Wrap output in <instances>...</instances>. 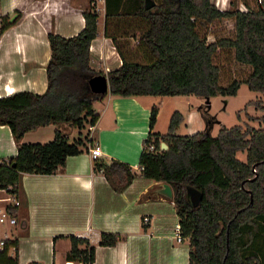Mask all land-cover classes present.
<instances>
[{"label":"trees","instance_id":"1","mask_svg":"<svg viewBox=\"0 0 264 264\" xmlns=\"http://www.w3.org/2000/svg\"><path fill=\"white\" fill-rule=\"evenodd\" d=\"M152 1L154 7L145 10V0H125L119 13L144 22V63L121 55L116 70L97 69L90 52L98 18L92 7L83 12L84 28L76 36L47 35L45 92L0 98V125L9 128L17 149L15 158L0 161V189L10 187L9 193L16 195L23 174L52 175L67 158L88 151V136L69 143L68 135L94 127L98 120L94 107L105 96L92 94L88 85L96 75L106 76L113 97L194 96L205 103L198 108L203 132L177 135L183 116L176 111L165 134L153 133L154 107L139 174L117 160L97 162L94 171L102 172L115 191L137 178L168 184L181 237L188 240V264H264V128L221 127L214 138L210 130L217 122L206 104L213 97L235 96L242 84L264 95V0H240L244 11H220L211 0ZM8 20L0 18V38L12 25ZM49 125L57 128L52 141L21 143L26 133ZM161 143L167 150H161ZM150 146L154 152L148 151ZM188 189L201 195L196 206ZM69 240L66 262L94 263L95 247L88 240ZM118 241L119 235L102 233L98 245L113 247ZM0 264H18L16 241L0 250Z\"/></svg>","mask_w":264,"mask_h":264},{"label":"crops","instance_id":"2","mask_svg":"<svg viewBox=\"0 0 264 264\" xmlns=\"http://www.w3.org/2000/svg\"><path fill=\"white\" fill-rule=\"evenodd\" d=\"M124 2L0 0V18L17 16L0 38V98L45 92V67L50 58L47 35L76 36L84 28L83 12L90 7L98 16L97 35L90 45L97 69L105 73L116 70L122 57L147 59L148 52L140 44L145 24L134 16L119 14ZM211 2L227 11L228 0ZM153 98H119L108 93L94 107L98 120L87 152L67 158L65 166L52 175L21 176L16 194L20 205L13 211L17 225L9 230L17 242L18 264H56V260L80 264L65 261L70 236L86 239L95 247L93 264H188V253L173 236L178 223L174 204L154 194L159 183L137 178L124 190L115 191L102 172L94 171L97 162L117 160L137 172L142 142L149 133L150 111L163 104L162 100H150ZM188 112L189 124L204 128L200 113L202 122L195 110ZM159 118L160 109L154 128ZM154 128L153 133L165 134ZM56 129L54 125L39 127L26 133L21 143H48ZM91 144H98L102 151L94 162L89 156ZM16 155L9 128L0 125V161ZM144 219L148 222L143 223ZM102 233L117 234L120 241L113 247L99 246ZM42 249L48 252V261L39 257ZM14 252L9 249L8 256L13 258Z\"/></svg>","mask_w":264,"mask_h":264},{"label":"rangeland","instance_id":"3","mask_svg":"<svg viewBox=\"0 0 264 264\" xmlns=\"http://www.w3.org/2000/svg\"><path fill=\"white\" fill-rule=\"evenodd\" d=\"M242 10L243 6L240 4V0H228L227 10ZM144 60H138L137 62H143ZM153 98V97H151ZM156 102L162 100L161 106H155L160 109V118L155 126V130L166 133L168 131L169 121L174 112H179L183 115L184 122H182L176 131L177 135H195L203 132V126L199 129L194 123L189 124V110H195L200 120L201 117L195 107L205 106L202 99L194 96H177V97H155L153 99ZM209 114L215 117L216 122L210 130L212 137H217L221 127L231 128L236 125L242 127L264 128V95L261 93L253 92L248 89L244 84L240 85L237 94L231 97H213L209 100ZM202 122V120H201ZM92 129L86 126L83 130L77 129L71 130L68 135V142L72 143L78 138L84 136H92ZM35 143V142H34ZM46 143V142H45ZM237 157L244 161L245 154L237 153ZM138 169V167H137ZM136 174H139L137 170ZM174 229V228H173ZM1 234V233H0ZM175 241H170V243ZM188 242L183 240L179 246L186 250L188 253ZM183 250V249H182ZM185 253V252H184ZM39 257L42 261L49 260V254L45 249L39 251ZM185 260V257H184ZM56 264L59 262L56 260Z\"/></svg>","mask_w":264,"mask_h":264},{"label":"built area","instance_id":"4","mask_svg":"<svg viewBox=\"0 0 264 264\" xmlns=\"http://www.w3.org/2000/svg\"><path fill=\"white\" fill-rule=\"evenodd\" d=\"M218 5H219V1L217 2L216 6ZM91 129L93 128L91 127ZM90 138H91V135L89 136V139ZM148 151L154 152L155 149L153 146H150L148 148ZM89 156H90L91 161L93 162L97 161L102 156V151L98 144L91 145V147L89 148ZM141 170L142 168H138V171H141ZM9 190H10V187L5 188V189H0V194L2 195L0 197V233H1L0 234V250H2V248H4V246L8 242L13 241L11 232L9 230L17 225V220L13 216V214L9 211V209L11 210V209L19 207L20 203L17 199V196L15 194H10ZM146 222H148L147 219H144L143 223H146ZM173 236L177 243H182L184 240L181 237V231H180V227L178 223L174 226ZM10 250H14V248L10 247Z\"/></svg>","mask_w":264,"mask_h":264},{"label":"water","instance_id":"5","mask_svg":"<svg viewBox=\"0 0 264 264\" xmlns=\"http://www.w3.org/2000/svg\"><path fill=\"white\" fill-rule=\"evenodd\" d=\"M259 2L261 0H258ZM155 3L152 0H145L144 2V9L149 10L152 7H154ZM17 16H12L9 20L8 23L11 24L15 21ZM89 89L90 92L94 95L98 96H106L109 93V86L107 82V78L105 75H96L92 78L89 79L88 81ZM206 104H209V101H206ZM161 150H167V146L164 143H161ZM12 167H15L13 164ZM154 194L157 196H161L164 198L166 201H171L173 196H172V190L168 184L165 183H159L157 188L154 190ZM188 197L190 199V202L196 206L200 200L201 195L193 190V189H188L187 190Z\"/></svg>","mask_w":264,"mask_h":264}]
</instances>
